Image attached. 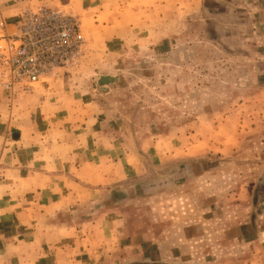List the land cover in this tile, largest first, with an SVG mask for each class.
I'll use <instances>...</instances> for the list:
<instances>
[{
  "label": "rangeland",
  "instance_id": "374dc122",
  "mask_svg": "<svg viewBox=\"0 0 264 264\" xmlns=\"http://www.w3.org/2000/svg\"><path fill=\"white\" fill-rule=\"evenodd\" d=\"M23 1L0 0V10L48 4L19 10ZM107 3L122 16L139 10L126 17L128 40L87 47L84 37L73 66L15 97L0 82V122L29 111L43 128L103 146L111 178L125 168L93 201L122 215L126 239L138 237L128 257L264 264V0ZM99 75L115 78L100 84Z\"/></svg>",
  "mask_w": 264,
  "mask_h": 264
},
{
  "label": "crops",
  "instance_id": "0c3cea01",
  "mask_svg": "<svg viewBox=\"0 0 264 264\" xmlns=\"http://www.w3.org/2000/svg\"><path fill=\"white\" fill-rule=\"evenodd\" d=\"M42 2L65 3L62 7L79 16L87 47L126 42L134 32L126 17L134 18L139 12L134 8L126 11L127 16L111 13L107 0H25L19 10ZM18 18V13L4 15L0 10V31L13 30ZM27 112L10 111L6 121L0 122L4 129L0 139V264H158L154 257L144 259L138 252L128 257L132 251L127 249L138 246V237L126 239L122 215L109 216L110 208L103 201L97 205L93 201L95 193L103 194L104 185L124 178L119 174L125 168L111 178L105 169L111 158L103 146L96 145L94 151L93 138H72V133L68 135L72 129L61 125L43 128L39 119H28ZM87 121L83 129L88 128ZM51 131L66 135L50 138ZM227 148L221 142L218 150L225 153ZM261 193L260 197L264 187ZM95 209L96 213L91 212Z\"/></svg>",
  "mask_w": 264,
  "mask_h": 264
},
{
  "label": "built area",
  "instance_id": "2783aa9c",
  "mask_svg": "<svg viewBox=\"0 0 264 264\" xmlns=\"http://www.w3.org/2000/svg\"><path fill=\"white\" fill-rule=\"evenodd\" d=\"M85 39L79 18L44 4L20 13L11 32L0 31V82L15 97L49 83L73 66Z\"/></svg>",
  "mask_w": 264,
  "mask_h": 264
},
{
  "label": "water",
  "instance_id": "95a60500",
  "mask_svg": "<svg viewBox=\"0 0 264 264\" xmlns=\"http://www.w3.org/2000/svg\"><path fill=\"white\" fill-rule=\"evenodd\" d=\"M114 76L111 75H99L98 77V83L100 84H106L108 82H112L114 80Z\"/></svg>",
  "mask_w": 264,
  "mask_h": 264
}]
</instances>
